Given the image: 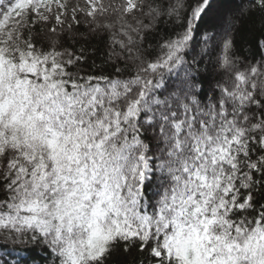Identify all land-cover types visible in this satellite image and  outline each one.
Here are the masks:
<instances>
[{
  "label": "snow or ice",
  "instance_id": "6c2138e0",
  "mask_svg": "<svg viewBox=\"0 0 264 264\" xmlns=\"http://www.w3.org/2000/svg\"><path fill=\"white\" fill-rule=\"evenodd\" d=\"M264 264V0H0V264Z\"/></svg>",
  "mask_w": 264,
  "mask_h": 264
},
{
  "label": "trees",
  "instance_id": "16d2710c",
  "mask_svg": "<svg viewBox=\"0 0 264 264\" xmlns=\"http://www.w3.org/2000/svg\"><path fill=\"white\" fill-rule=\"evenodd\" d=\"M118 261H119V257H114V261H113V264H118Z\"/></svg>",
  "mask_w": 264,
  "mask_h": 264
}]
</instances>
